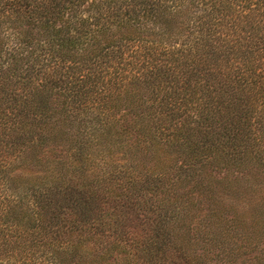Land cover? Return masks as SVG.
<instances>
[{
    "label": "trees",
    "instance_id": "16d2710c",
    "mask_svg": "<svg viewBox=\"0 0 264 264\" xmlns=\"http://www.w3.org/2000/svg\"><path fill=\"white\" fill-rule=\"evenodd\" d=\"M264 264V0H0V264Z\"/></svg>",
    "mask_w": 264,
    "mask_h": 264
},
{
    "label": "rangeland",
    "instance_id": "374dc122",
    "mask_svg": "<svg viewBox=\"0 0 264 264\" xmlns=\"http://www.w3.org/2000/svg\"><path fill=\"white\" fill-rule=\"evenodd\" d=\"M102 264H122V258L120 255H113Z\"/></svg>",
    "mask_w": 264,
    "mask_h": 264
}]
</instances>
